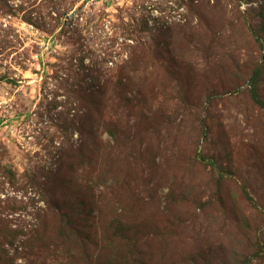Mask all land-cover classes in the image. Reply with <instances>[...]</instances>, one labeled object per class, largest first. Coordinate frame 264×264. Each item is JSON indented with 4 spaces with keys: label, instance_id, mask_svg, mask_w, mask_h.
Masks as SVG:
<instances>
[{
    "label": "rangeland",
    "instance_id": "obj_1",
    "mask_svg": "<svg viewBox=\"0 0 264 264\" xmlns=\"http://www.w3.org/2000/svg\"><path fill=\"white\" fill-rule=\"evenodd\" d=\"M0 217L16 264H264V0H0Z\"/></svg>",
    "mask_w": 264,
    "mask_h": 264
},
{
    "label": "trees",
    "instance_id": "obj_2",
    "mask_svg": "<svg viewBox=\"0 0 264 264\" xmlns=\"http://www.w3.org/2000/svg\"><path fill=\"white\" fill-rule=\"evenodd\" d=\"M184 6V5H183ZM168 29V27H167ZM260 42V41H259ZM95 73V72H94ZM94 73L88 74L86 77V80L88 82H92L94 85V89L93 91H89V90H85L84 88L81 89L79 95H78V102L81 105H85L86 103L88 105H91V101L93 99H96L98 101H101L99 98H104V96H106V88L104 85L101 84L100 78L98 77V75H94ZM258 78V76L260 75L258 72H256L255 74ZM252 96L254 98V100L259 104L260 101L258 99V94L256 93V91H252ZM124 98V97H123ZM86 118V116H85ZM81 131L82 136H84L87 132L85 131L83 128H81V126H79V128H77ZM65 130H68V128H65ZM110 136L114 138V135L110 132ZM89 141H83V143L85 145L88 144ZM83 152H81V156H83ZM5 173L9 176L10 179H14L15 175L14 173L9 170L6 169ZM35 181L32 182V186L33 187H37V185L34 183ZM29 188V186H26L24 189L27 190ZM247 198L251 201V198L249 196H247ZM46 200V199H45ZM253 202V201H251ZM56 215L59 217V221L61 224V229H60V236L62 239H66V238H70V235L68 234V230L72 228V220L70 217L67 216V214L65 212H62L60 210L57 211ZM11 221L9 220H5L3 218L0 217V226H4V230H2V228L0 229V237H3L6 240H11L8 241L9 246H13V239L14 236L12 235L14 232L11 231L7 226L10 224ZM8 229V230H5ZM79 240V235L78 233L76 234V240L75 242L78 243ZM116 243L112 242L111 240H106L103 239L102 242V247L99 250V255L97 256V260H96V264H101L102 258H104L105 253H108L109 249L113 248L114 245ZM132 247L134 248L133 245H130L129 248ZM128 261V257L125 258L121 263L118 264H127ZM250 259H245L242 264H250ZM163 263V262H162ZM0 264H16V261L12 258V256L10 255V252L7 251L5 248L2 249V253L0 254ZM113 264V263H110ZM159 264H161V261H159Z\"/></svg>",
    "mask_w": 264,
    "mask_h": 264
}]
</instances>
